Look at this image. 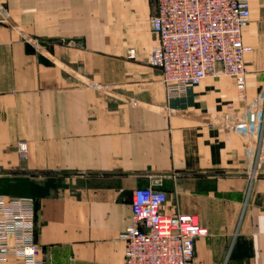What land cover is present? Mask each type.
I'll use <instances>...</instances> for the list:
<instances>
[{
    "label": "crops",
    "instance_id": "1",
    "mask_svg": "<svg viewBox=\"0 0 264 264\" xmlns=\"http://www.w3.org/2000/svg\"><path fill=\"white\" fill-rule=\"evenodd\" d=\"M250 1L242 97L224 76L169 94L148 62L157 0H0V193L35 199L43 264H126L133 193L156 178L165 213L208 229L201 263L264 264V0Z\"/></svg>",
    "mask_w": 264,
    "mask_h": 264
},
{
    "label": "built area",
    "instance_id": "2",
    "mask_svg": "<svg viewBox=\"0 0 264 264\" xmlns=\"http://www.w3.org/2000/svg\"><path fill=\"white\" fill-rule=\"evenodd\" d=\"M251 16L250 0H157L152 25L159 42L148 62L162 69L169 94L181 96L209 76H224L232 78L245 97V58L253 48L243 34ZM17 152L26 159L28 143L19 142ZM160 183L156 178L133 193L131 219L120 234L126 264H203L195 242L208 229L196 215L165 213L168 195ZM41 252L35 199L0 193V264H43Z\"/></svg>",
    "mask_w": 264,
    "mask_h": 264
}]
</instances>
